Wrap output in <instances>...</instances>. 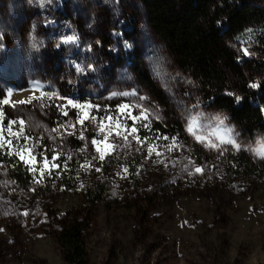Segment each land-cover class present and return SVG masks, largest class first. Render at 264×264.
<instances>
[{"label": "rangeland", "instance_id": "obj_1", "mask_svg": "<svg viewBox=\"0 0 264 264\" xmlns=\"http://www.w3.org/2000/svg\"><path fill=\"white\" fill-rule=\"evenodd\" d=\"M73 35L76 43L64 42ZM134 58L146 70L148 84L137 78ZM36 83L41 90L34 91ZM27 90L35 97L56 91L98 105L88 110L90 116L120 119L105 121V133L85 120L86 139L77 132L53 140L45 129L77 118V109L69 107L64 116L55 106L66 101L48 100L42 107L33 99L3 106L4 137L16 143L18 125L11 131L4 126L24 120L25 135L44 137L29 147L35 144L36 160L47 168L35 183L29 171L38 166L35 162L26 166L15 154L0 150V264H75L58 236V223L68 212H77L85 225V256L78 264H264V172L233 179L227 170V160L239 153L264 163L254 152L264 150V134L245 137L224 113L203 105L196 81L178 67L139 1L0 0V98L11 91V101H18L15 93ZM134 90L158 108L151 131L136 121L139 136L149 138L144 145L131 136L125 145L115 135L117 130L125 133L120 124H133L125 120L128 111L137 115L135 109L121 113L118 107L140 101L112 93ZM192 116L205 134H213L218 117L224 119L241 150L224 145L218 152L198 143L186 131ZM173 123L181 125L184 135L169 132ZM109 125V140L100 145L105 159L92 160L98 153L90 141L103 139ZM157 133L178 136L184 147L168 151V141H157ZM112 143L119 147L112 150L107 146ZM153 143L162 155L153 152L149 158ZM195 145L202 149V159L195 155ZM41 150L47 161L41 160ZM53 150L61 154L55 160ZM86 160L92 167L81 168ZM195 166L204 168V174L196 173Z\"/></svg>", "mask_w": 264, "mask_h": 264}, {"label": "trees", "instance_id": "obj_2", "mask_svg": "<svg viewBox=\"0 0 264 264\" xmlns=\"http://www.w3.org/2000/svg\"><path fill=\"white\" fill-rule=\"evenodd\" d=\"M137 1L178 67L196 81L203 105L224 113L245 137L264 134V0ZM129 21L133 23L134 18ZM245 47L251 55L244 54ZM134 60L137 78L148 84L146 70ZM252 83L260 86L252 88ZM236 96L241 97L239 102ZM169 132L184 135L178 123H173ZM194 152L202 159L199 145L194 146ZM227 170L234 179L264 172V163L239 153L227 160ZM17 174L19 178L21 172L17 170ZM58 226L69 260L83 262L85 225L78 213L68 212Z\"/></svg>", "mask_w": 264, "mask_h": 264}, {"label": "snow or ice", "instance_id": "obj_3", "mask_svg": "<svg viewBox=\"0 0 264 264\" xmlns=\"http://www.w3.org/2000/svg\"><path fill=\"white\" fill-rule=\"evenodd\" d=\"M48 2H51V0H48ZM248 33L252 32V29L247 30ZM77 37L75 35L69 36L65 39V43H76ZM35 47V45H33ZM243 52L245 55H251L248 48L245 47L243 49ZM79 71L83 72L84 68H78ZM260 85L258 83H252L250 87L257 88ZM42 86L39 83H36L34 85V91L41 90ZM13 93L11 91L7 92L3 98H0V121L4 119V112H3V106L11 104L12 107H15L17 104H25V103H31L33 99L39 100L42 107H47V101L48 100H61L66 101V103L62 104H56L55 106L60 110V112L64 116H68V110L69 107L77 109L78 114L75 121L69 120L67 122L59 124L57 127L52 129H45V131L49 132L51 138L55 140L57 136L60 139H63L65 135H77V132H79V138L80 139H86L84 136V132L87 130L85 128V120H88L90 123H96L97 130L100 133H105V121H119V116L113 117L112 115H105L104 117L97 118L95 116H90L89 111L91 109H98V105H92L90 103H80L77 100H74L72 98L64 97L59 95L56 91H48L43 92L41 91L40 97H30L27 100H18V101H11V96ZM113 96H136L137 99L140 101V103H137L135 105L130 104H122L118 107V112H125V110L128 109H135L137 110V115L133 116L131 111H128L125 120L131 119L133 121V124L129 127L126 123H122L119 125V127H122L125 129V133L122 134L119 130L116 131L115 135L122 139L125 142V145L129 144V136L132 137L136 143L144 145L146 141L149 139L148 137L141 138L139 136V128L136 127V121H141L140 128L146 129L151 131L150 123L152 119H159L158 115V108L157 107H150V99L147 96L141 95L138 91H132V92H114L112 93ZM227 95L235 96L234 93H227ZM236 101L239 102L241 97L236 96ZM144 101H149V104L143 103ZM217 127L213 130V134H205L203 131V126L199 124L198 117L192 116L189 120L186 121L187 127L186 131L189 135H191L198 143L203 144L205 147L215 149L218 152H222L224 150V145H231L232 148L239 151L241 150V145L238 143V140L236 136L234 135V132L232 129L228 128L224 124V119L217 118L215 121ZM77 124L80 125V128L77 129ZM16 128V135L15 140L16 143H13L12 138L10 137H4L3 131L0 130V150H4L7 152V154L12 155L15 154L21 161L25 163L26 166H29L33 162H35L38 166H31L29 167V171L33 172L34 175V182L40 183L45 175V168H47V164L45 163L42 167L39 166L41 164V161L36 160V153L34 152L35 144L32 145V147H29L30 141H43V136L38 137H32L31 135H25V121L24 120H11L9 123L4 126L9 129V131L12 130L13 126H17ZM37 127H43L42 125H37ZM113 125L108 126V131L104 135L103 139L97 140L95 138L91 139V144L95 147V151L98 153L97 156H94L92 160H99L103 161L106 156V151L102 150L100 145L101 144H107L109 140V135L111 134V129ZM71 130V131H70ZM52 133H55L56 135H51ZM156 140H165L168 141L167 144L164 145V147L168 151H175L178 149H182L184 147V144L180 142L178 136H173L169 138L168 136L160 135L159 133L156 134ZM112 150H115L119 145H116L114 143L107 145ZM159 148V145L156 143L150 144L148 146V155L149 158L155 152V155L160 156L162 155L161 152H159L157 149ZM13 149H15V153H13ZM252 150V149H250ZM54 151L53 160L59 158L61 155L59 152ZM255 154L262 160H264V150H254ZM25 153L28 154V159H25ZM42 161H47V157L44 155L43 150L39 153ZM72 157L69 155L67 159H71ZM54 167H59V165H54ZM92 167V161L86 160L85 163L81 164V168L87 169ZM96 171H100V168H96ZM125 173H127V168H124L123 170ZM195 172L199 173L201 175L204 174V168L195 166ZM38 174V175H37ZM48 174L51 175V170H48ZM83 187V185H81ZM29 213L24 212L23 215L27 216ZM0 231H3V229H0Z\"/></svg>", "mask_w": 264, "mask_h": 264}, {"label": "bare ground", "instance_id": "obj_4", "mask_svg": "<svg viewBox=\"0 0 264 264\" xmlns=\"http://www.w3.org/2000/svg\"><path fill=\"white\" fill-rule=\"evenodd\" d=\"M14 96H16L15 99H17V100H27V97H29V96L32 97L33 95L31 93V91L27 90L25 92H21V93H17V94L15 93Z\"/></svg>", "mask_w": 264, "mask_h": 264}, {"label": "built area", "instance_id": "obj_5", "mask_svg": "<svg viewBox=\"0 0 264 264\" xmlns=\"http://www.w3.org/2000/svg\"><path fill=\"white\" fill-rule=\"evenodd\" d=\"M74 93H78V90H75Z\"/></svg>", "mask_w": 264, "mask_h": 264}]
</instances>
